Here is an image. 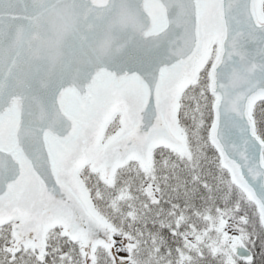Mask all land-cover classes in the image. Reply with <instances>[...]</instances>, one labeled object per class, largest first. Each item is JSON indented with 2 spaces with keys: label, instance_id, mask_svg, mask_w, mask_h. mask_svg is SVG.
<instances>
[{
  "label": "snow or ice",
  "instance_id": "snow-or-ice-1",
  "mask_svg": "<svg viewBox=\"0 0 264 264\" xmlns=\"http://www.w3.org/2000/svg\"><path fill=\"white\" fill-rule=\"evenodd\" d=\"M0 264H264V0H0Z\"/></svg>",
  "mask_w": 264,
  "mask_h": 264
}]
</instances>
